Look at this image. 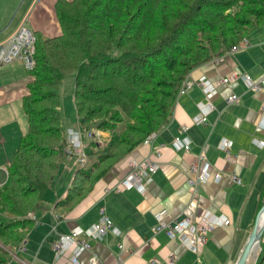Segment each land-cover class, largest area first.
<instances>
[{
  "label": "trees",
  "instance_id": "obj_1",
  "mask_svg": "<svg viewBox=\"0 0 264 264\" xmlns=\"http://www.w3.org/2000/svg\"><path fill=\"white\" fill-rule=\"evenodd\" d=\"M56 13L61 35L35 33L34 79L23 97L28 131L0 186V264L20 251L37 226L31 214L75 157L66 151L70 128L61 110L66 77L75 80L82 133L93 132L84 143L92 162L76 167L66 195L54 204L59 219L172 120L180 89L195 68L264 26V0H58ZM97 130L110 134L99 149ZM254 264H264V236Z\"/></svg>",
  "mask_w": 264,
  "mask_h": 264
},
{
  "label": "crops",
  "instance_id": "obj_2",
  "mask_svg": "<svg viewBox=\"0 0 264 264\" xmlns=\"http://www.w3.org/2000/svg\"><path fill=\"white\" fill-rule=\"evenodd\" d=\"M57 1L0 0V43L22 25L45 38L61 35ZM248 39V46L195 68L187 78L192 85L179 95L172 120L155 131L151 143H142L130 154L139 162L151 158L157 163L153 181L143 193L115 189L129 171L126 160H122L80 205L59 219L53 212L54 204L66 195L76 169L75 157L69 160L64 166L70 175L68 186L58 187L60 192L55 195L51 210L37 220L43 241L51 238L54 242L60 234L77 225L90 227L106 213L121 232L118 235L110 232L103 241L92 242L104 264H172L170 254L175 256L173 264H235L254 225L264 191V145L253 141L264 139L261 121L264 91L249 89L240 76L243 73L255 79L264 76V26L255 29ZM233 74H239L238 79L220 82L221 78ZM201 76L216 83L218 93L212 99L214 109L207 123L195 124L193 118L200 112L198 104L206 102L204 92L196 83ZM33 79L21 59L0 66V155L7 157L5 165L0 164V171L5 173V176L0 173V186L7 179L9 154L16 152L28 131L23 97L28 94V83ZM233 93L240 96V101L228 104L227 99ZM76 125L71 124L67 129ZM183 125L189 126L186 132L182 130ZM186 136L191 141L190 149H176L175 138ZM223 139L230 141L227 150L221 148ZM204 162L210 163L212 176L197 186L191 185L190 180L198 175L193 165L201 169ZM217 172L224 176L218 183L214 180ZM230 173H235L241 182L230 181L227 178ZM164 210L169 220L195 218L209 210L229 216L231 224L215 228L201 252L195 253L179 239L170 238L163 231L154 232L155 215ZM36 215L34 212L35 219ZM35 255L22 260L38 264ZM88 258L89 253L82 256L83 264H89ZM53 261L41 264H53Z\"/></svg>",
  "mask_w": 264,
  "mask_h": 264
},
{
  "label": "built area",
  "instance_id": "obj_3",
  "mask_svg": "<svg viewBox=\"0 0 264 264\" xmlns=\"http://www.w3.org/2000/svg\"><path fill=\"white\" fill-rule=\"evenodd\" d=\"M249 39L245 38L241 45L231 49L230 52H236L241 48L248 46ZM36 35L35 32L22 25L18 31L9 39L0 43V66L9 64L17 59L23 60L27 71L31 72L36 66ZM239 74H233L228 77L220 79L221 83H229L238 79ZM243 81L247 84L249 89L264 91V76L255 79L249 73L240 75ZM201 87L206 97V102H200L198 107L200 112L193 118V123H207L209 113L214 109L212 104L213 97L218 93L217 84L213 83L206 76H201L197 82ZM192 83L187 80L182 85L179 94H184ZM240 101L238 94H231L227 102L228 104H237ZM262 125H264V115L262 116ZM79 129L70 128L68 130L69 147L66 149L68 154L75 156L76 166L80 168L87 167L89 157L84 149L86 135H83L80 126ZM188 125H183L182 130L186 132ZM88 138L92 137V133L87 134ZM156 132L151 133L145 140V143H151ZM254 143L263 146L264 139L254 138ZM176 149L189 150L191 141L186 136L184 138L176 137L174 140ZM230 147V141L223 139L221 148L227 150ZM160 154V152H159ZM129 171L126 176L118 181L115 189L117 191L137 190L143 193L147 186L153 181V175L157 170V163L154 159L148 158L144 162H139L135 158H128L126 160ZM211 165L209 162H204L201 169L193 165V170L198 172L196 178L190 180L191 185L197 186L199 182H206L212 176L210 171ZM223 174L217 172L214 175V180L218 183L223 179ZM227 178L234 182L240 183V178L235 173L227 174ZM167 211H161L155 215L156 224L153 227L154 232H165L170 238L179 239L185 246L195 253H200L208 241V236L217 227H227L231 224V219L225 214H216L212 211H206L202 215L191 218L189 216L183 218L167 219ZM120 234V230L114 226L113 220L103 215L99 222L92 227L85 229L79 225L71 229L67 233L60 234V237L53 242L52 249L54 252L53 264L62 262L63 264H83L82 256L89 253V264H104L98 253L93 249L92 241H99L108 232ZM123 247L122 244L119 245ZM20 251H26L25 242L20 246ZM12 257L18 259L22 264H33L30 261H23L16 253H12ZM174 255L170 254L171 263L174 262ZM37 258V255H35ZM6 264H12L9 261Z\"/></svg>",
  "mask_w": 264,
  "mask_h": 264
},
{
  "label": "rangeland",
  "instance_id": "obj_4",
  "mask_svg": "<svg viewBox=\"0 0 264 264\" xmlns=\"http://www.w3.org/2000/svg\"><path fill=\"white\" fill-rule=\"evenodd\" d=\"M74 91H75V81H74V77L72 75H70V76L66 77L62 83V106H61V110L63 113L64 127L67 128L71 124L73 126H75L77 124L76 128L79 129V127H78L79 122L77 120L78 117H77L76 107H75V103H74ZM76 128H74V129H76ZM90 129H94V125H91ZM95 133L97 134V136L95 138V141L97 143L96 145L98 146L97 149H99L101 146L106 145L109 142V139H110L109 133L98 131V130H97V132L95 131ZM105 133H107V134H105ZM87 134H88V132H86V142L89 139ZM88 142H89V140H88ZM14 153H15V151L13 153L9 154L8 158L10 160L12 159ZM0 158H2V161L0 162V164L5 165V163L7 162V157L4 158L2 155H0ZM91 160L89 163L92 162ZM68 161H69V159L67 160V162ZM70 161H71V158H70ZM87 167H88V165H87ZM0 173H2L5 176V173L3 171H0ZM69 182H70V175L66 172V169L64 167L62 169L60 175L58 176V178L55 180L54 187L48 191V193L46 194L45 200L41 203L39 208L36 210V213H37L36 220H40L41 217L44 216V214L46 212H49V210H51V204L54 202L55 195L57 197V195H59V192H60L58 187L68 186ZM112 189H113V185L111 187V190ZM103 215H107V214L104 213ZM31 216H33V214H31ZM101 217H100V219H101ZM99 220L97 222H99ZM96 223H94V224H96ZM113 223H114V221H113ZM94 224H92L90 227H92ZM114 226L116 228H118L115 225V223H114ZM90 227H87L85 229H88ZM37 228L38 227L36 226L35 229L29 234V236L26 239L27 240V243L25 244L26 251L25 252L19 251V252H16V254L21 259H30L32 256L37 254L38 259H39L38 264H41L42 262L43 263H51L53 261V256H54V253L52 251V246H51L53 239L48 238L47 240L43 241L44 237L40 231L41 229H37ZM110 232H112V231H110ZM110 232H108V233H110ZM108 233L106 235H108ZM112 233L115 234L114 232H112ZM106 235H105V237H106ZM115 235H118V234H115ZM59 237H60V235H59ZM105 237L103 236L102 240L101 239H96V240L103 241L105 239ZM132 252H134V251H132ZM258 252H259V250H258ZM254 260H255V256L251 259V264L254 262ZM11 263L12 264H22L18 259H15V258L11 259Z\"/></svg>",
  "mask_w": 264,
  "mask_h": 264
},
{
  "label": "water",
  "instance_id": "obj_5",
  "mask_svg": "<svg viewBox=\"0 0 264 264\" xmlns=\"http://www.w3.org/2000/svg\"><path fill=\"white\" fill-rule=\"evenodd\" d=\"M264 236V204L259 209L254 226L249 233L241 252L236 260L235 264H251V259L253 257V253L255 252L256 247L261 249V242ZM258 259V255L256 256L255 261L252 263L254 264Z\"/></svg>",
  "mask_w": 264,
  "mask_h": 264
},
{
  "label": "bare ground",
  "instance_id": "obj_6",
  "mask_svg": "<svg viewBox=\"0 0 264 264\" xmlns=\"http://www.w3.org/2000/svg\"><path fill=\"white\" fill-rule=\"evenodd\" d=\"M258 250H259L258 247H256L255 252L253 253V257L255 256V259H256V256L258 255ZM253 257H252V258H253ZM254 261H255V260H254Z\"/></svg>",
  "mask_w": 264,
  "mask_h": 264
}]
</instances>
